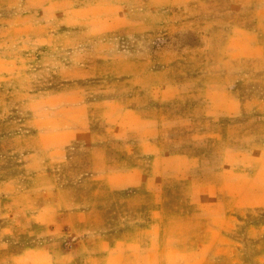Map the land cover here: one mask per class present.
<instances>
[{"label": "rangeland", "instance_id": "rangeland-1", "mask_svg": "<svg viewBox=\"0 0 264 264\" xmlns=\"http://www.w3.org/2000/svg\"><path fill=\"white\" fill-rule=\"evenodd\" d=\"M263 6L264 0H0V208L7 193L20 192L31 220L56 203L60 219L82 202L76 186L58 189L55 180L78 176L70 165L83 156L76 148L88 144L90 103L105 99L118 102L108 105L114 116L134 108L152 119L158 141L175 142L190 159L194 187L201 178L221 195L243 196L228 180L230 166H240L237 153L216 162L212 146L240 132H251L240 143L264 139L252 131L264 129V108L256 103L264 95ZM139 127L142 135L149 131L146 122ZM75 130L85 134L72 139ZM175 163L179 170L185 162ZM220 166L230 168L215 185ZM186 187L179 182L172 192L182 197ZM108 197L124 211L122 194ZM173 203L174 221L168 223L165 202L149 227L124 215V227L111 230L100 248L90 231L64 229L30 242L25 228L4 229L10 219L3 211L0 264H247V244L264 238L247 222L223 230L232 206L215 193ZM256 213L252 218L263 221L264 203Z\"/></svg>", "mask_w": 264, "mask_h": 264}, {"label": "crops", "instance_id": "crops-1", "mask_svg": "<svg viewBox=\"0 0 264 264\" xmlns=\"http://www.w3.org/2000/svg\"><path fill=\"white\" fill-rule=\"evenodd\" d=\"M262 11H264V6ZM259 99L256 103L261 104L264 108V95L261 100ZM232 102L237 104L236 99H233ZM110 104L118 105V102L105 99L97 102L93 100L90 103L88 144L76 148L78 154L83 152V156L78 155L76 161L73 159V163L70 165L71 173L78 174V176L71 181L59 176L55 180L58 189L65 185L76 186L79 201L82 202L67 209L68 212L63 214V217L65 215L64 219L63 217L58 219L57 212H60L59 210L62 208L56 203L36 210V214H32L34 219L31 220L28 209L20 206V192L7 193L5 197L8 203L4 208H0V215L6 211V217L10 219L9 225L4 227L5 230H16L23 227L24 231L29 234L30 242L40 241L52 235L59 237V233L64 229L72 235L90 231L93 233L94 246L100 248L108 240L111 230L116 229L117 225L124 227L123 222L126 219L122 218L124 215L125 217H134L133 219L138 225L146 222L149 227L154 220V214L163 213L165 210L163 206L165 202L166 215L170 219L168 221L170 223L175 219L174 199L178 197L184 202H192L195 193L200 196L206 195V193H215L218 200L230 199L232 207L225 221L228 227L226 229L222 227L223 230L230 231L229 228H236L244 222H247L248 231H251L252 228L255 231L264 230V220L252 218V215L253 217L258 215L256 208L264 203V139H250L252 141L245 139L246 143H240V138L242 140V138L251 135V132H240L234 128L233 131L240 132L238 133L240 138L237 136L236 139L231 137L232 140L228 138L221 141L215 140L212 146V158L216 162L225 160L228 152L237 153L236 157L239 159L237 162L240 166L236 168L230 166L232 169L228 172L230 176L228 180L233 187L232 192L240 186L241 189H244L243 196L238 193L221 195L220 190L215 188L211 190L206 179L199 178L197 188L191 184L192 168L191 166L186 167L190 159L182 154V150L175 142L162 143L158 141V127L156 128L152 119L142 117L134 108L129 110L122 108L118 111V115L114 116L116 110L113 111L108 106ZM236 114L237 112H230L228 117L236 118ZM145 122L148 123L147 130L149 129V131L142 135L139 125ZM252 131L264 135V129ZM71 133L72 139L85 134L82 130H75ZM260 145L263 146L260 147ZM177 160L185 162L179 170L175 163ZM62 167L61 164L59 168L62 169ZM221 167L224 166H220L218 172L216 171L214 174L215 185L223 177L222 172H225L226 168H230L226 166L221 171ZM11 182L16 183V181H8V183ZM179 182H184V185L188 186L182 197L178 193L172 192L173 187L179 185ZM109 194H122L125 197L123 199L125 202L124 211L118 210L117 206L112 207ZM112 198L115 202L114 197ZM241 198L244 199V202ZM145 215L148 216V221L142 219ZM258 220L262 222L259 225L255 222ZM88 223L90 224L87 225ZM6 241L8 242V239ZM19 246L21 245H16V247ZM74 246L77 244L75 243ZM261 251H263L262 255H257ZM30 253L34 256L45 257L44 251ZM28 255L26 256L28 257ZM245 261L247 264H264V238L263 240L257 238L247 244Z\"/></svg>", "mask_w": 264, "mask_h": 264}]
</instances>
